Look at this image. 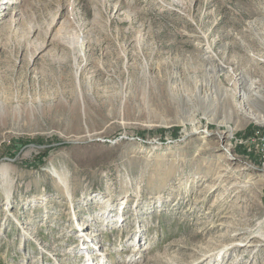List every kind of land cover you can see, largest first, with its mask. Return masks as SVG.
<instances>
[{
	"label": "rangeland",
	"instance_id": "obj_1",
	"mask_svg": "<svg viewBox=\"0 0 264 264\" xmlns=\"http://www.w3.org/2000/svg\"><path fill=\"white\" fill-rule=\"evenodd\" d=\"M0 107V264H264V0H0Z\"/></svg>",
	"mask_w": 264,
	"mask_h": 264
},
{
	"label": "bare ground",
	"instance_id": "obj_2",
	"mask_svg": "<svg viewBox=\"0 0 264 264\" xmlns=\"http://www.w3.org/2000/svg\"><path fill=\"white\" fill-rule=\"evenodd\" d=\"M204 57V59H206V58H209V56H207V55H204L203 56ZM220 69V71H222V69H221V67H219ZM239 82L240 83H242L243 85H242V87H244L243 88V90H241L242 91V93L240 92V94H239V97H240V101H239V103H238V108H239V110H244V112L248 115V116H250L255 122H258V116H256L255 114H252V112L251 111H247V109L245 108V103L248 101V96H249V94L252 96V95H254V96H256L257 98H261L259 95H257V93L256 92H254V93H252V88H253V86H252V84L254 83V82H252V81H249L244 75H242V74H240L239 75ZM0 115H2V109H1V107H0ZM257 117V118H256ZM192 132H195L196 131V129H192L191 130ZM0 171L2 172V174L4 175L5 173H7V169H6V167L4 166V165H2L1 167H0ZM5 176V175H4ZM8 176V175H7ZM108 216V215H107ZM119 216V215H118ZM107 218V217H106ZM114 218V217H113ZM260 222V221H259ZM262 223H264V220L262 221V222H260L259 224H262ZM261 226V225H260ZM74 227H76V229L75 230H77L76 231V234L75 235H78V236H80V235H82L83 233H84V231H83V228H85V226L83 225V224H80V223H75V226H73V229H74ZM259 228H261V227H259ZM263 228V227H262ZM72 229V230H73ZM261 232V231H260ZM259 235V233L257 234V236ZM262 236V235H261ZM260 236V237H261Z\"/></svg>",
	"mask_w": 264,
	"mask_h": 264
},
{
	"label": "built area",
	"instance_id": "obj_3",
	"mask_svg": "<svg viewBox=\"0 0 264 264\" xmlns=\"http://www.w3.org/2000/svg\"><path fill=\"white\" fill-rule=\"evenodd\" d=\"M252 136L255 137V144L251 145V146L259 148L260 147V144H258V136H259V134H253Z\"/></svg>",
	"mask_w": 264,
	"mask_h": 264
},
{
	"label": "trees",
	"instance_id": "obj_4",
	"mask_svg": "<svg viewBox=\"0 0 264 264\" xmlns=\"http://www.w3.org/2000/svg\"><path fill=\"white\" fill-rule=\"evenodd\" d=\"M44 158V157H43ZM43 158H40L39 160L43 159Z\"/></svg>",
	"mask_w": 264,
	"mask_h": 264
},
{
	"label": "water",
	"instance_id": "obj_5",
	"mask_svg": "<svg viewBox=\"0 0 264 264\" xmlns=\"http://www.w3.org/2000/svg\"><path fill=\"white\" fill-rule=\"evenodd\" d=\"M120 139H123V138H120Z\"/></svg>",
	"mask_w": 264,
	"mask_h": 264
}]
</instances>
